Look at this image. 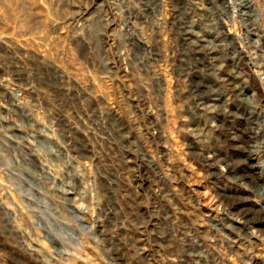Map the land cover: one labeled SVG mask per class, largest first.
Here are the masks:
<instances>
[{"label":"rangeland","instance_id":"rangeland-1","mask_svg":"<svg viewBox=\"0 0 264 264\" xmlns=\"http://www.w3.org/2000/svg\"><path fill=\"white\" fill-rule=\"evenodd\" d=\"M263 186L264 0H0V264H264Z\"/></svg>","mask_w":264,"mask_h":264},{"label":"bare ground","instance_id":"bare-ground-1","mask_svg":"<svg viewBox=\"0 0 264 264\" xmlns=\"http://www.w3.org/2000/svg\"><path fill=\"white\" fill-rule=\"evenodd\" d=\"M185 34V33H184ZM201 48V47H200ZM193 50V49H192ZM211 51V50H210ZM186 52V51H185ZM188 53V52H187ZM193 54H195V53H193ZM204 55H206V56H209V52H204ZM192 55H190V57H191ZM196 56H198L197 57V59H198V61H201L203 58H202V54L200 53V52H196ZM188 57V56H187ZM203 64V63H202ZM209 87V86H208ZM196 89V88H195ZM209 89H210V87H209ZM208 88H207V90H209ZM200 92V91H199ZM199 92L197 91L196 93H194L195 95H197L198 96V94H199ZM207 92V91H206ZM255 186H257V185H255ZM258 190H260V191H262L263 193H264V186L263 187H261V188H258ZM262 208H264V207H262ZM261 212H263V216H261L260 218H264V209H261Z\"/></svg>","mask_w":264,"mask_h":264}]
</instances>
